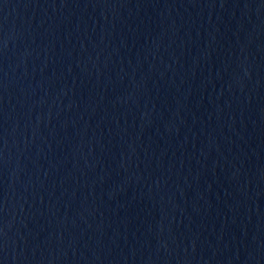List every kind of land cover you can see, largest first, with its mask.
Masks as SVG:
<instances>
[{"label": "water", "instance_id": "obj_1", "mask_svg": "<svg viewBox=\"0 0 264 264\" xmlns=\"http://www.w3.org/2000/svg\"><path fill=\"white\" fill-rule=\"evenodd\" d=\"M0 264H264V0H0Z\"/></svg>", "mask_w": 264, "mask_h": 264}]
</instances>
